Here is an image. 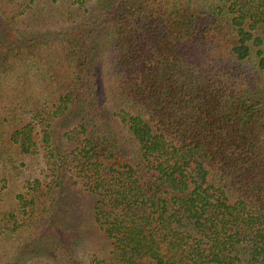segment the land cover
Masks as SVG:
<instances>
[{
    "label": "trees",
    "instance_id": "obj_1",
    "mask_svg": "<svg viewBox=\"0 0 264 264\" xmlns=\"http://www.w3.org/2000/svg\"><path fill=\"white\" fill-rule=\"evenodd\" d=\"M0 264H264V0H0Z\"/></svg>",
    "mask_w": 264,
    "mask_h": 264
}]
</instances>
